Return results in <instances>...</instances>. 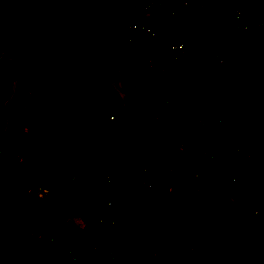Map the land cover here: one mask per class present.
Here are the masks:
<instances>
[{
  "label": "rangeland",
  "instance_id": "374dc122",
  "mask_svg": "<svg viewBox=\"0 0 264 264\" xmlns=\"http://www.w3.org/2000/svg\"><path fill=\"white\" fill-rule=\"evenodd\" d=\"M83 2L85 7L81 11L82 18L96 20L98 23V39L96 45L98 56L82 58L78 61H70V73L67 77L58 80L55 76L44 72L42 69L41 57L45 50L43 46L45 45L46 39L60 40L80 37L86 44H89L88 39L84 35L75 33L74 31H66L61 34H50L37 39L32 31L30 33H27L26 30L24 31V29L28 28L25 25L21 28L22 32L18 33L16 31L17 29L19 30V28L17 24H15L14 12L22 10V13H28L31 9L32 2L28 0H0V16L2 17V19H0V60L4 63L5 70L2 80L0 81V220L4 213V206L7 198H9L10 195H20L19 187H14V175L21 176V178L27 182L34 180V183L46 189L47 195L52 197V201L55 200L54 195L56 191H63L70 188L74 180L72 165L79 157L85 145H93L98 142L97 139L102 136V131L107 128L106 123L104 124L106 119L112 121V124L120 120L119 118H115L118 100L113 95L109 82L113 81L122 88L133 87L140 95L144 93L142 86L135 80L131 70L127 67L115 69L113 62L110 61L114 54L115 44L118 41L119 26L122 22H129L127 14L123 11H126L125 9L134 11L135 9H130V7L119 9L111 0H83ZM23 10L26 11L23 12ZM25 19L28 20V18ZM227 38L223 37V45L221 48L218 46L213 50L211 60L208 62V68L198 70L192 76L191 81L200 82L205 78L213 80L216 74L225 69V63L227 59H229V56L234 53L236 55V44H233L234 47L230 50V46L228 45L229 42L227 43L226 41L229 39L236 40L235 37L230 38L227 36ZM206 40V37L203 36L199 39H192L189 43L188 41H185L186 43L182 41L185 45L182 46V56L179 59L180 68L191 67L198 61V58L202 55V46H205ZM226 47L229 48L227 49ZM18 49H23L25 53L23 57L19 55V58L22 57L21 61L24 63L21 68L16 65L18 59L15 55V50L17 51ZM228 53L229 55L226 58L225 56ZM100 55L104 56L105 59L100 58ZM121 55L125 60L129 61L123 54ZM30 57H32V60L29 59ZM224 57L226 58L225 60H223ZM18 68L19 70L21 69L19 72L21 73L20 75L18 74ZM169 71L170 69L163 75H167ZM244 72L245 70L240 74L245 75ZM167 78L172 79V76H167ZM238 78H236L232 84V88H219L220 93L224 95L228 90L226 94H234L236 96L243 95L244 92L238 84ZM156 79H159V77H155V80ZM212 83H215V81L209 82V84ZM14 92L18 93L16 101L18 117L16 118L15 125L16 129H18V135L16 137L18 140L16 144L23 143V153L21 150L16 149L14 139H12L13 145L8 146L6 141L9 136H3L7 125L4 102H6L7 98H10ZM221 96H210L209 98L216 100L218 98H223ZM159 98L161 97L155 98V100ZM224 103V100H222V103L215 102L211 104L216 108H221L220 105H224ZM176 106L179 105L176 103ZM151 111L150 108L146 110V112ZM165 115L167 117L162 121L171 124L175 131L172 133L173 136L177 135L173 137L176 141L175 149L181 144L186 145L187 142L183 139L187 134L184 127L189 126H187L188 120L185 118V115L181 111L176 113L172 110H166L163 117H165ZM141 116V113L135 112L131 115V120L138 121V118L141 119ZM195 120H197V122L198 120L202 121L199 117ZM241 123L243 122L241 121ZM190 129H194L195 131L196 123L193 129L189 128V130ZM263 133L261 129L259 130L256 128L255 135L259 140H264ZM3 139H5L4 144H2ZM241 142L242 139L239 140L236 145L228 143L230 147L229 150L234 152L236 147H241ZM106 145L111 148L114 146L112 141L107 142ZM141 146L142 150L143 148L151 149L149 145ZM187 147L193 149L189 144H187ZM124 150L125 149L117 150V155L114 159L116 163H128L129 155H125ZM195 150L199 149L197 148ZM200 150L204 151V153L206 151V149ZM153 151L154 156L158 154L156 153L158 151L156 148H154ZM252 151L254 152L251 154V157L256 155L259 150L253 149ZM98 153L100 154V151H98ZM20 157L24 160H21ZM18 158H20V160H18ZM209 158L204 155L202 161H206ZM26 161H29V163L26 164ZM230 165L236 170V174L234 172L236 178L235 176H231L227 178L225 182L229 185L228 187H234L233 185L235 184H231L228 181L232 178L237 181L235 196L239 197V204H244L249 200L257 204V212L254 214V221L253 223L247 224L250 227H254L264 220V192L257 195L254 194L255 196L250 195L248 191H245L244 186L250 182L264 189L263 166L259 164L257 167L258 172L248 171L249 177L243 178L240 173L243 171V168L237 163L230 162ZM135 177L129 182L133 181ZM240 178L243 180L247 179L246 181L248 182H244ZM154 191L155 189L152 188L145 193L150 207L154 205V202H152L155 196V194H153ZM84 199L85 203H87L90 200V196ZM81 200L84 202L82 198ZM218 204L219 202L214 204L212 208H209L211 212H209L208 209H201L200 212L196 214V219L193 223L186 222L179 214H175V217L171 210L168 211L170 215L166 216V218L165 215L161 217L162 213H160L158 217L162 220V226L157 232L166 233V230L168 232H174L167 228V225L171 221L183 223L184 226L187 227L181 229L179 234L185 231V233L192 236L196 231H204L203 235L205 237L207 235L209 242L212 244H207V239H201V244L204 246L205 252L202 257L197 256L199 253L198 249H196L195 253L190 251L194 247H191L193 242L175 243V245L188 244L186 250L193 254L188 253L185 258L189 261L191 259V262L198 261L202 264H220L223 259L222 254L225 250L229 251L231 256L230 259L233 260V264H253L262 261L264 259V257L261 256L262 239L256 243H242L240 249L238 248L240 253L235 257L232 256V249L238 246V242L234 240L236 235L234 230L235 225L229 218L225 219V225H220L221 208ZM252 206L255 208V205ZM54 207L57 206H53V209L50 211L51 214H48H50L52 218H61L60 215L62 213L58 212V208L54 209ZM41 221L42 223H46L47 220L41 219ZM149 221V214L131 211L128 216V221L122 227L120 226V230H122L120 234L122 237L121 239L127 238L130 234H140L149 226ZM166 221L170 222L166 223ZM34 225L35 224L32 226ZM208 228L211 230L207 231ZM26 229H29V225H25L22 229V235L20 234V236L25 237L24 234ZM0 242V245H4L5 248H8L6 243L1 239ZM127 244L128 243H126V245ZM90 245L98 249L107 245L110 248L106 249L108 251L116 249L114 246H109L105 240L101 242L93 240L89 243V246ZM21 247L23 249L22 252H24L23 259L26 264H33L34 255L31 253L33 248L30 247V249H28L26 244H22ZM0 251L3 253L4 250L0 247ZM14 263L18 264L16 258Z\"/></svg>",
  "mask_w": 264,
  "mask_h": 264
},
{
  "label": "trees",
  "instance_id": "16d2710c",
  "mask_svg": "<svg viewBox=\"0 0 264 264\" xmlns=\"http://www.w3.org/2000/svg\"><path fill=\"white\" fill-rule=\"evenodd\" d=\"M27 1V0H26ZM32 2L31 9L28 13H22V10L14 12L15 24H17L16 32L21 33V28L25 25L27 33L31 31L35 34V38L45 37L50 34H61L66 31H74L75 33L84 35L89 44H86L82 38H70V39H46L43 48L45 50L42 54L41 65L44 72L55 76L60 80L70 73L71 68L69 62L78 61L82 58L96 57L97 52V39H98V23L96 20L83 19L81 11L85 7L83 0H28ZM17 4V3H16ZM254 7L260 5L254 0ZM123 11L127 16L140 17L150 22H156V24L162 26L167 23L175 24L171 31H166L165 35L169 36V32L175 33L183 31L186 36L194 38L198 35L202 26L192 16H186L184 14L177 13L176 15L166 19L161 16H154L146 13L142 10H130L125 9ZM26 10H23L25 12ZM25 18H28L25 19ZM27 20V21H25ZM179 24V25H176ZM25 32V33H26ZM23 34V33H22ZM236 39V38H235ZM239 38H237V41ZM243 40L244 49L242 50V56H236L235 53L229 56L225 63V69L216 74L215 79H203L200 82L191 81L192 76L198 70H204L208 68V62L211 60V53L214 50L213 44L208 45L204 55L200 60L192 67L180 68L179 59L173 62L172 69L167 75H161L159 79L155 80V76H149L143 73L139 65L134 61H127L118 51L119 45L117 43L114 47V54L111 57L113 66L115 69L121 67H127L132 71L135 80L142 86L144 93L140 95L133 87L122 88L115 84L113 81L109 82V86L113 91V95L118 100V107L115 112V118L120 119L118 122L109 121L106 119L107 128L102 131V136L97 139V143L93 145H85L84 149L80 153L77 160L72 165V171L74 173V180L70 185V188L63 191L55 192V200L52 201L47 191L42 186L34 183L35 181H24L21 176L14 177V187H19L20 195H10L7 198L4 206V213L0 220V239L4 241L11 249L18 264H26L23 259L22 244H26L28 249L33 248L31 253L34 257L39 258V248L35 247L31 240L20 236L12 225L10 220V209L14 206H18L22 212L30 216L34 224L42 225L48 230H52L61 238L75 240L82 248H87L91 241L101 242L106 241L109 246H114L125 254H140L146 255L150 249L156 248L163 253L175 252V243L193 242V245L197 247L199 251V257L204 256V246L201 244V239H207V244H212L208 240V236L203 235L204 231H196L192 236L185 233V231L179 234L183 229V223H177L171 221L167 228L174 232L158 233L162 226V220L159 219V208L164 206L166 202H178L179 207L185 205V195L178 189L179 178L167 171L172 170L178 160L177 152L175 151V140L173 138V127L167 122H151L136 123L131 120L132 113L138 108L140 103L150 101L152 99L161 97L165 99L175 100L181 111L188 117L191 128L194 127L192 104L194 100H197L202 95L218 97L221 96L219 88H232V84L238 78L243 70L244 74L249 75L246 61L248 58H254V53L250 48V36L240 38ZM117 50V51H116ZM244 51V53H243ZM20 53V54H19ZM119 54V55H118ZM15 55L18 59L16 65L21 68L23 62L21 58L25 55L23 49L15 50ZM19 55L22 57L19 58ZM100 58L105 59L100 55ZM32 60V57L29 58ZM245 66V68H244ZM18 68V74L21 73ZM240 74V75H239ZM172 76V79L167 78ZM215 81V83L209 84V82ZM234 92V91H233ZM223 95V94H222ZM18 93L14 92L12 96L5 102L4 110L7 118L6 129L3 133L4 137L9 136L6 143L8 146H12V139H14L16 149L21 150L23 153V143H17L16 139L18 135V129H16V118L18 117V110L16 106ZM243 137H241V147L243 149H264V140H259L255 135V129L253 126L254 115H244L243 118ZM161 141H160V139ZM239 139L237 136H224L220 140L199 137L198 139L188 138L187 143L192 148L205 149L215 156L218 162L221 161H236V163L246 170V172H258L254 163H252L249 157H246L244 153L237 154L231 152L224 146L222 142L230 144H238ZM112 141L114 146L108 147L107 142ZM1 142V141H0ZM5 139L2 140L4 144ZM149 145L153 151L156 148L161 157L156 162L162 167V172L159 175L155 188L157 194L154 196V205L149 206L148 199L144 192L140 196L131 211L139 213L149 214V226L144 229L140 234L129 235L127 238L121 239V233L116 230H107L104 223L99 225H88L82 219V200L78 194L79 189L87 186L85 184V174L91 170H103L106 173H114L118 178L124 179L129 182L133 179L136 172V162L118 163L116 164L114 159L117 155L118 149H125L130 147L131 144ZM20 151V152H21ZM100 151V154L98 153ZM16 152V151H15ZM154 152V151H153ZM17 154V152H16ZM99 154V155H98ZM19 157V156H18ZM21 160L22 157H20ZM18 158V160H20ZM29 161H26L28 164ZM34 167V166H33ZM13 169V167H12ZM11 169V170H12ZM243 176V175H242ZM237 182V181H236ZM248 182V181H244ZM36 185L44 190V195L41 198L34 197L28 192L29 185ZM232 184V183H231ZM234 187L237 185L233 183ZM57 187V185H56ZM234 187H229L231 190ZM246 191L251 195H257L264 192V189L257 185L247 183ZM254 195V196H255ZM264 200V199H263ZM239 200L223 199L219 202L221 207L220 225H225V219L229 218L235 225V242H238V246L232 249V256L238 255L240 252L238 248L242 246V243H256L261 239V256L264 257V220L254 227H250L243 221L237 219L233 214V208L239 203ZM57 209L62 213L61 218L56 219L51 217L50 211ZM150 207V208H149ZM263 207V206H262ZM264 209V208H263ZM211 212V209L208 210ZM50 213V214H48ZM48 214V215H47ZM47 216V217H46ZM41 219L47 220L46 223H42ZM122 227V226H121ZM187 228V227H186ZM211 229L208 228L207 231ZM209 234V233H206ZM126 243H128L126 245ZM264 264V259L259 263Z\"/></svg>",
  "mask_w": 264,
  "mask_h": 264
},
{
  "label": "crops",
  "instance_id": "0c3cea01",
  "mask_svg": "<svg viewBox=\"0 0 264 264\" xmlns=\"http://www.w3.org/2000/svg\"><path fill=\"white\" fill-rule=\"evenodd\" d=\"M164 6L166 7L167 15L163 16L166 19H170V17L176 15L177 13L184 14L186 16H192L194 17L198 23L202 26V29L198 33V35L194 38H188L186 34L181 30L175 33L169 32V36L165 35L166 31H171L175 26V24L167 23L166 25H162L163 28V34H161L162 38L169 42L178 43L181 48L185 44L182 43V41H189L192 39H199L203 37V32L209 31V36L206 38V44L205 46H202L203 51L201 57L204 55V52L208 45L213 44L214 49H216L218 46L219 48L222 47L221 42H223V37L229 36L235 37L236 40H226L228 45L230 46V50L234 47L233 44H236V56H242V50L244 49V42L241 37H248L250 35L245 36H238L235 35L233 32L230 33L228 31H224V33L219 29V23H225L226 17L230 12H232L237 7L242 8H252L254 7V0H162ZM257 3L258 1L255 0ZM176 2V8L173 12L170 5ZM115 5V4H114ZM116 6V5H115ZM118 7V6H117ZM119 9H121L119 7ZM136 11V10H135ZM128 18H133L132 16H128ZM135 18H138L135 16ZM0 19L2 17L0 16ZM156 23V22H155ZM161 25V24H160ZM179 25V24H176ZM217 27V29H216ZM80 38V37H77ZM237 38H239L237 41ZM251 38V36H250ZM228 39V38H227ZM208 41V42H207ZM203 42V39H202ZM205 42V41H204ZM182 43V44H180ZM186 43V42H185ZM251 45V40H250ZM227 49L229 47H226ZM226 49V52H227ZM213 52V51H212ZM230 52V51H229ZM244 53V51H243ZM212 54V53H211ZM229 53L226 54V58L228 57ZM198 58V61L200 58ZM223 58L225 60L226 58ZM197 61V62H198ZM246 61V66L249 69L253 67L254 69H260V75L264 79V69L259 68V64L257 63V60L248 58ZM196 62V63H197ZM195 63V64H196ZM70 64V63H69ZM172 63L168 65V69L172 68ZM194 64V65H195ZM193 65V66H194ZM192 67V66H191ZM0 81L2 80L3 74L5 72L4 70V63L0 60ZM144 73V72H143ZM160 77V76H158ZM1 88V86H0ZM228 91V90H227ZM227 91L222 95L223 98H218L216 100H213L212 103H222V100H224V105H220L221 108H216L213 104L209 103V97L206 95H202L197 100L193 101L192 104V110H193V121L194 126L196 123V130H189L191 128L188 117L181 111L179 106H176L175 100H168V99H162L159 98L158 100L152 99L147 102L140 103L138 108L132 113L135 112L141 113V119L138 118V121H135L136 123H145L147 121L151 122H164L162 120H165L167 117H163L166 110H172L174 112L181 111L185 118L188 120L189 127H184L185 132L187 133L186 136L183 138L187 142L188 138L192 139H198L199 137L203 138H210L215 140H220V138L224 136H231L235 135L238 138L243 137V131L242 127L243 125V116L249 115L250 113H253V105L251 102V99L248 97L247 94L236 96L234 94H226ZM9 98H7L8 100ZM244 99V100H242ZM6 100V101H7ZM249 100V104H248ZM5 103V102H4ZM178 104V103H177ZM150 108L151 112H146ZM224 112V113H223ZM232 114V116H230ZM198 117L202 119V121L197 122ZM164 118V119H163ZM241 121L243 123H241ZM254 129L260 128L256 125V122L254 120L253 123ZM174 131V127H173ZM262 131V130H261ZM175 132V131H174ZM263 132V131H262ZM264 134V133H263ZM175 137L177 135H174ZM173 136V137H174ZM221 141V140H220ZM226 148H230L228 143L222 142ZM188 144V143H187ZM186 144V145H187ZM176 145V141H175ZM236 145V144H233ZM132 147V151L129 154L128 162H136V172L134 174V180L131 182H127L124 179L118 178L116 174L114 173H106L105 171L101 170L104 175H106L111 189L112 194L108 195H92L90 197V202L94 206L95 204L98 205L100 209H103V207H108V210L111 211L110 214H108L106 220H105V228L107 230H116L118 233H121L122 230H120V226L125 225V223L128 221V216L131 213V210L134 206V203L136 200L142 196L144 192H147L148 190L146 187H150V185L153 186V189L155 191L153 194H157V189L155 188V185L157 183V180L159 178L160 173L162 172V167L156 162L158 158L161 157V153L157 151V155L150 149V148H143L140 144H131L130 147ZM190 148V147H189ZM191 149V148H190ZM197 148H193L195 150ZM206 149V148H205ZM259 150L256 155L252 156L250 159L252 163L256 166V168L259 166H263L264 169V149L263 148H256ZM136 150V152H135ZM178 155L177 163L175 164V167L173 169H188L190 168V165L193 164L192 161L189 158V154L185 152H179L175 149ZM207 156L208 160L202 161L203 159H196L194 165L196 166V171L198 173L197 180L195 182H190L188 179L185 178H179V185L178 189L181 193L185 195V205L183 207L178 206V202H166L164 206L159 208V214H161V217L165 215L169 216V210L173 211L172 214H179V216L186 220V222L193 223L196 219V214L200 212L201 209H208L212 208L214 204L217 202H221L223 199H236L239 200V197L235 196L236 194V186L234 189L229 190V185L226 184V179L230 178L231 176H235L236 178V170H234L231 165L230 161H221L218 162L214 155L210 154L207 150ZM233 152V151H231ZM254 152V151H253ZM235 153V152H233ZM254 157V159H253ZM232 163L236 164V161H231ZM116 163V161H115ZM118 164V163H116ZM236 166V165H235ZM145 169V174L141 175L139 177L138 172L140 169ZM236 168V167H235ZM258 170V169H257ZM249 171V170H248ZM235 172V174H234ZM242 177H249L248 173L245 169L240 172ZM264 174V173H263ZM243 180L242 178H240ZM247 179L243 180L246 181ZM154 182V183H151ZM236 183V182H235ZM259 186V185H258ZM246 188V185L244 186V189ZM146 189V190H145ZM152 191V190H151ZM246 191V190H245ZM251 195V194H250ZM255 202V201H254ZM259 204V203H258ZM255 205V209H257L256 202L253 203L252 200L246 201L244 204L238 203L233 208V214L235 217L246 224L253 223L254 221V213L249 210V206ZM262 205V204H261ZM127 207H130L129 210H127ZM207 207V208H205ZM220 207V206H219ZM221 208V207H220ZM162 209V210H161ZM221 213V211H220ZM120 215L125 216V222L120 224L118 223V217ZM176 217V215H175ZM164 218V219H165ZM10 220L11 225L13 229L22 235V229L25 227V225L32 226L34 224L32 218L22 212V210L18 206H14L10 209ZM170 221H166L168 223ZM4 242V241H3ZM1 244V242H0ZM7 245V244H6ZM188 246V244H186ZM176 246V245H175ZM194 245L192 244L191 247ZM0 247L4 250L3 253L0 251V253L3 254L4 260H0V264H15V257L7 245L8 248H5L4 245H0ZM104 248V249H103ZM110 249L107 245H105L102 248H95L94 246H88L87 248H82L88 253L95 254L97 256H101L102 258L107 257L108 254L113 253L115 257L117 258V261L115 264H122L121 259L122 252L120 250L112 249L110 251L106 249ZM197 247H193L191 251L193 253L196 252ZM191 253V254H193ZM5 254V255H4ZM128 258L127 264H141L140 254H131L126 255ZM199 257V253L197 255ZM37 258L34 257L33 264H38ZM193 263H197L195 261H192Z\"/></svg>",
  "mask_w": 264,
  "mask_h": 264
},
{
  "label": "built area",
  "instance_id": "2783aa9c",
  "mask_svg": "<svg viewBox=\"0 0 264 264\" xmlns=\"http://www.w3.org/2000/svg\"><path fill=\"white\" fill-rule=\"evenodd\" d=\"M120 8H128L142 10L154 16L167 15L166 7L162 0H111ZM259 7L249 9L237 7L226 17L225 23H219V29L224 33L228 31L235 35L251 36L250 48L254 53V58L259 64V68L264 69V0H257ZM172 11H175L176 2L170 5ZM129 22L121 23L118 29L119 52L126 59L134 61L140 66L142 71L149 76H161L168 70V65L182 56V48L178 43L169 42L162 38L163 28L155 22H150L143 18H129ZM217 29V27H216ZM209 31L203 32L204 37L209 36ZM223 45V42H221ZM215 55V54H214ZM249 75H241L238 78V84L241 90L248 95L253 105L254 120L258 127L264 132V79L260 75V69H249ZM213 100L210 98L209 103ZM232 116V114H230ZM179 152L189 154V158L193 164L188 169H172L167 171L168 174H175L178 178L188 179L190 182L197 180L195 160L199 157H207V153L202 150H193L185 144L176 147ZM131 148H125L124 154L129 155ZM136 152V150H135ZM235 153H244L246 157H251L253 153L250 149L236 147ZM200 158V159H202ZM139 176L145 174V169L139 170ZM228 182L235 183V179ZM85 184L87 186L79 189L78 194L83 199L82 202V219L88 225H99L105 223L107 215L111 213L108 207L100 209L98 205H92L90 200L85 203L86 197L92 195H108L112 194L110 183L101 170H91L85 174ZM95 185V186H93ZM153 186L146 187L147 190ZM145 189V190H146ZM28 192L34 197L41 198L44 190L36 185H29ZM130 207H127L129 210ZM249 210L256 214V209L251 205ZM125 222V216L118 217V223ZM25 237L32 241L35 247L39 248L38 264H115L117 258L113 253L102 258L95 254L88 253L78 242L61 238L52 230H48L42 225L35 224L25 231ZM187 245H176L173 253H163L159 249L153 248L146 255H140L141 264H202L200 262L193 263L185 256L190 251L186 250ZM122 252V251H121ZM128 254L122 252V264L128 263ZM223 259L220 264H233L230 259V253L225 250L222 254ZM0 260H4V256L0 253Z\"/></svg>",
  "mask_w": 264,
  "mask_h": 264
}]
</instances>
